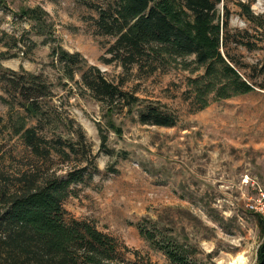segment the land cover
<instances>
[{"label": "rangeland", "instance_id": "rangeland-1", "mask_svg": "<svg viewBox=\"0 0 264 264\" xmlns=\"http://www.w3.org/2000/svg\"><path fill=\"white\" fill-rule=\"evenodd\" d=\"M110 3L0 0V68L41 76L50 93L44 101L58 116L36 123L3 89L6 82L0 78L3 183L18 185L16 173L24 170L37 177L65 176L84 163L78 153L69 158L53 153L43 161L14 133L24 124L39 132L61 131V123L70 120L72 131L79 128L89 143L95 170L87 168L91 177L83 175L72 184L73 195L63 207L114 237L122 258L133 261L136 250L154 264H171L163 250L140 235L141 228L182 246L193 264H253L264 235L259 216L247 207L258 188L264 191V0H223L217 5L219 21L223 3L228 11L220 51L249 85L245 92L224 87L236 85L225 75L210 80L212 84L204 82L205 68L193 54L152 50L151 60L139 63L141 69L132 65L125 70L118 61H106L114 38L99 34L95 19L97 10ZM28 7H40L42 19L23 15L21 10ZM55 47L79 53L83 64L59 63ZM89 65L141 100L130 113L116 108L112 114L119 134L106 126L110 115L81 83L80 73ZM68 67L74 70L71 79ZM149 102L171 112L175 124H141L139 109ZM99 128L107 135L103 148Z\"/></svg>", "mask_w": 264, "mask_h": 264}, {"label": "trees", "instance_id": "trees-1", "mask_svg": "<svg viewBox=\"0 0 264 264\" xmlns=\"http://www.w3.org/2000/svg\"><path fill=\"white\" fill-rule=\"evenodd\" d=\"M223 0H111L106 8L97 10L95 27L99 34L111 36L113 42L107 48L111 57L106 61H118L125 69L151 60V51L159 54H193L196 63L204 67L201 79L210 80L225 75L236 85H223L229 90L245 92L249 85L240 79L234 68L225 61L220 48L228 32V14L219 21L217 5ZM21 13L33 20H41L45 12L40 7L24 8ZM59 63L83 64L77 52L70 53L60 47L53 50ZM154 70V65H151ZM74 70L68 67L66 75L73 78ZM2 75V76H1ZM0 78L6 83L3 89L36 123L45 122L51 116L58 120L53 107L44 99L50 96L41 76L26 71L15 72L0 68ZM210 77V78H209ZM82 85L102 105L108 120L106 126L119 134L120 128L111 116L114 112L130 113L141 100L118 84L107 81L92 65L80 73ZM200 79L194 80V84ZM213 88V87H212ZM225 96V95H224ZM203 103L199 109L202 108ZM141 124L173 126L174 115L163 106L149 102L139 109ZM62 130L42 131L36 126L20 125L14 130L31 153L43 161L54 153L69 158L78 153L83 162L65 176L55 173L43 177L33 175L31 170L16 173L18 185L9 187L0 173V264H154L148 258L139 257L134 250L133 261L122 258L117 240L101 231L93 223L71 216L63 207V201L73 195L72 184L80 182L83 175L90 178L95 170L94 155L89 143L79 128L72 131V121L61 123ZM45 127V125H42ZM100 147H104L107 135L99 128ZM74 136V137H73ZM259 216V215H257ZM264 232V218L259 216ZM140 235L151 242L154 248L163 250L171 264H193L186 250L179 245L163 242L159 233L139 230ZM121 248L130 251L125 245ZM180 248L181 251L178 250ZM140 259V261H138ZM253 264H264V235L257 246Z\"/></svg>", "mask_w": 264, "mask_h": 264}, {"label": "built area", "instance_id": "built-area-1", "mask_svg": "<svg viewBox=\"0 0 264 264\" xmlns=\"http://www.w3.org/2000/svg\"><path fill=\"white\" fill-rule=\"evenodd\" d=\"M248 209L264 218V191L257 189L255 197H250L247 202Z\"/></svg>", "mask_w": 264, "mask_h": 264}]
</instances>
